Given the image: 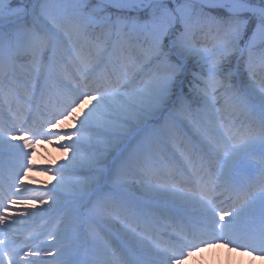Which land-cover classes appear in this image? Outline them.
I'll use <instances>...</instances> for the list:
<instances>
[{
	"label": "snow or ice",
	"instance_id": "obj_1",
	"mask_svg": "<svg viewBox=\"0 0 264 264\" xmlns=\"http://www.w3.org/2000/svg\"><path fill=\"white\" fill-rule=\"evenodd\" d=\"M221 247L264 260V0H0V264Z\"/></svg>",
	"mask_w": 264,
	"mask_h": 264
},
{
	"label": "bare ground",
	"instance_id": "obj_2",
	"mask_svg": "<svg viewBox=\"0 0 264 264\" xmlns=\"http://www.w3.org/2000/svg\"><path fill=\"white\" fill-rule=\"evenodd\" d=\"M204 260L208 261L209 264L212 262L220 260V261H230L231 264H264V260L260 258L252 259L247 255H242L237 252L229 253L226 248H216L212 250H207L203 253ZM194 264H204V261H196L194 260Z\"/></svg>",
	"mask_w": 264,
	"mask_h": 264
},
{
	"label": "rangeland",
	"instance_id": "obj_3",
	"mask_svg": "<svg viewBox=\"0 0 264 264\" xmlns=\"http://www.w3.org/2000/svg\"><path fill=\"white\" fill-rule=\"evenodd\" d=\"M49 151L53 153V155L56 157V159H60L61 158V154L56 153L53 149H49ZM36 159H37L38 163H41V164L45 163L42 155H38ZM33 178H35V179H43L45 181H50V179H51L50 177H44V176H41L38 173H33L32 177H29V182H31V180ZM37 187H39V186L37 185ZM189 264H194V260L190 261Z\"/></svg>",
	"mask_w": 264,
	"mask_h": 264
}]
</instances>
